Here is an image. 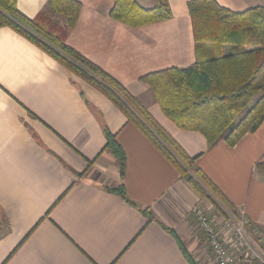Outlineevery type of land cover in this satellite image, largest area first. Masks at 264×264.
Listing matches in <instances>:
<instances>
[{
  "label": "crops",
  "instance_id": "0c3cea01",
  "mask_svg": "<svg viewBox=\"0 0 264 264\" xmlns=\"http://www.w3.org/2000/svg\"><path fill=\"white\" fill-rule=\"evenodd\" d=\"M47 1L16 5L33 18ZM77 1L81 10L65 43L121 83L195 158L235 208V216L227 215L264 231V118L235 145L221 138L208 147L200 132L168 119L140 80L195 62L189 0H167L169 19L137 27L109 16L113 0ZM136 1L154 6V0ZM215 1L236 12L264 5ZM103 125L125 153L123 176L115 156L103 149ZM121 184L128 200L110 190ZM198 201L103 93L10 27H0V264H189L181 246L196 264H207L210 252L202 248L190 212Z\"/></svg>",
  "mask_w": 264,
  "mask_h": 264
},
{
  "label": "trees",
  "instance_id": "16d2710c",
  "mask_svg": "<svg viewBox=\"0 0 264 264\" xmlns=\"http://www.w3.org/2000/svg\"><path fill=\"white\" fill-rule=\"evenodd\" d=\"M80 10L77 0H48L35 17L29 18L17 8L16 0H0V27H10L103 93L198 196L209 201L219 214L235 216L233 205L195 165V158L147 109L114 77L65 43ZM187 10L195 62L150 72L140 80L152 88L163 114L179 129L200 132L208 147L221 138L233 146L246 133L255 131L264 118V5L236 12L215 0H189ZM171 15L167 0H154L151 8L142 7L136 0H113L109 11L112 19L132 27L167 20ZM102 131L106 140L103 149L115 156L123 176L125 153L107 126L103 125ZM260 165L264 170V163ZM110 190L128 200L123 184ZM142 212L151 218L148 209ZM200 234L204 240L201 229ZM181 250L189 264H196L183 246Z\"/></svg>",
  "mask_w": 264,
  "mask_h": 264
},
{
  "label": "built area",
  "instance_id": "2783aa9c",
  "mask_svg": "<svg viewBox=\"0 0 264 264\" xmlns=\"http://www.w3.org/2000/svg\"><path fill=\"white\" fill-rule=\"evenodd\" d=\"M209 247L207 264H264V257L249 242L244 220L217 216L198 202L190 210Z\"/></svg>",
  "mask_w": 264,
  "mask_h": 264
},
{
  "label": "rangeland",
  "instance_id": "374dc122",
  "mask_svg": "<svg viewBox=\"0 0 264 264\" xmlns=\"http://www.w3.org/2000/svg\"><path fill=\"white\" fill-rule=\"evenodd\" d=\"M226 50H227V48H225V51ZM198 203L201 206L205 207L208 212H212L213 214H215V212H214L215 210L212 207L211 203L209 201H207L205 198H202V197L199 196ZM191 215H192V220L195 222L196 221L195 217L193 216V214H191ZM196 222H195V225H194L195 226V230H196V232H199L200 228L198 227V223H196ZM245 233L247 235V238H248L249 242L252 244L253 248L257 252H259V254H261L264 257V231L260 230V231H257V232H253V231H251V229L245 227ZM201 246H202V248H205L206 251L209 250V247H208L205 239L203 240Z\"/></svg>",
  "mask_w": 264,
  "mask_h": 264
}]
</instances>
